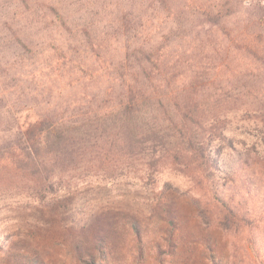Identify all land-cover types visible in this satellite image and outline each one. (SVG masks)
<instances>
[{
  "label": "rangeland",
  "instance_id": "obj_1",
  "mask_svg": "<svg viewBox=\"0 0 264 264\" xmlns=\"http://www.w3.org/2000/svg\"><path fill=\"white\" fill-rule=\"evenodd\" d=\"M0 156V264H256L212 191L263 181L264 0H0Z\"/></svg>",
  "mask_w": 264,
  "mask_h": 264
},
{
  "label": "trees",
  "instance_id": "obj_2",
  "mask_svg": "<svg viewBox=\"0 0 264 264\" xmlns=\"http://www.w3.org/2000/svg\"><path fill=\"white\" fill-rule=\"evenodd\" d=\"M114 124L115 123L108 127H112ZM106 128L107 126L101 127V129L105 131ZM180 130H182V127ZM83 133L86 134L87 132L84 131ZM156 133H158V130ZM107 134L108 137L106 140H103L101 136L98 135L94 136L92 140L80 139L78 142L81 147H88L92 150L94 147L89 146L91 141H104L105 143H108L109 141H118L119 135L117 130L114 132H107ZM173 137H175V140L173 141L169 137H165L164 139H155V142H152L151 153L154 154L156 151H160L159 156H161L162 153H165L167 157L172 159V161L176 160L177 157H180V155H183L189 159V162L197 160L199 164L204 163L210 169L212 168L215 171L219 170L217 150H213L212 148L209 149L207 146H203L204 143L200 140H196L193 135L188 136L184 134L186 139H182V142L190 143L185 148V152H177L176 150L173 151L172 148L175 146L171 148L167 147L165 152H163L161 149L163 147V142L169 144L170 146V143L178 139L175 135ZM102 155H107L104 149ZM3 161L4 157L0 156V162ZM252 171L263 180L261 181L262 184L258 181L254 182L253 179L250 178L252 172L247 164L240 163L236 167L232 168L228 174H225V182H222L220 185H216L212 191V196L214 200H216V202H218L223 209L227 211L228 215L230 214L233 219L237 220V222L240 223L244 229H246L248 243L254 255L255 263L264 264V167L262 171L257 169ZM247 200H250V203L249 207L245 208L243 205L247 202ZM209 264L219 263L217 260L211 259Z\"/></svg>",
  "mask_w": 264,
  "mask_h": 264
}]
</instances>
